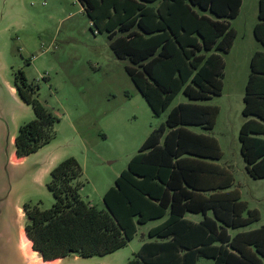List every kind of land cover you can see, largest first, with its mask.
<instances>
[{
  "label": "trees",
  "instance_id": "1",
  "mask_svg": "<svg viewBox=\"0 0 264 264\" xmlns=\"http://www.w3.org/2000/svg\"><path fill=\"white\" fill-rule=\"evenodd\" d=\"M97 31L107 32L117 58L159 116L176 94L190 100L173 106L165 122L154 128L114 185L103 194L105 209L84 201L73 181L80 175L77 160L67 157L51 170L48 188L54 203L41 209L24 203V229L31 247L44 260L70 254L105 255L124 247L139 225L164 220L149 228L151 240L123 264H262L264 224L231 235L260 220L233 186L232 172L216 162L218 140L190 126L211 130L219 113L207 100L223 88L227 53L236 37L230 19L242 0H78ZM253 33L264 46V0H258ZM19 97L35 117L15 135L16 156L24 157L50 141L58 118L36 97L35 84L22 69L15 74ZM244 117L238 138L250 176L264 178V51H255L245 83ZM211 212V215L208 214ZM200 214L199 221L186 217Z\"/></svg>",
  "mask_w": 264,
  "mask_h": 264
},
{
  "label": "rangeland",
  "instance_id": "2",
  "mask_svg": "<svg viewBox=\"0 0 264 264\" xmlns=\"http://www.w3.org/2000/svg\"><path fill=\"white\" fill-rule=\"evenodd\" d=\"M257 11L258 0H242L238 15L230 19L236 29L234 43L222 54V91L210 99L195 100L219 107L214 127H189L218 140L223 155L216 162L232 172L233 186L248 207L260 212V220L229 228L231 235L264 224V178L247 172L238 138L248 53L254 47L264 50L252 30ZM91 21L78 0H0V264H31L19 245L20 226L26 222L22 207L30 203L44 209L54 203L48 182L57 163L73 156L81 168L73 181L80 197L105 209L104 192L145 138L165 122L173 106L190 101L180 91L159 116L154 115L125 70L128 61L116 57L107 32L97 31ZM20 69L38 87L35 97L58 120L50 141L15 160L11 136L35 117L33 107L14 87ZM159 221L139 225L134 237L114 252L89 257L70 254L52 264H123L150 239L147 231ZM198 264L213 261L201 258Z\"/></svg>",
  "mask_w": 264,
  "mask_h": 264
},
{
  "label": "crops",
  "instance_id": "3",
  "mask_svg": "<svg viewBox=\"0 0 264 264\" xmlns=\"http://www.w3.org/2000/svg\"><path fill=\"white\" fill-rule=\"evenodd\" d=\"M257 13H258V11H257ZM257 20H258V18H257ZM257 22V21H256ZM255 22V23H256ZM255 23H253V25H252V30H253V28H254V25H255ZM254 34V33H253ZM256 39V38H255ZM258 41V40H257ZM259 42V41H258ZM234 43V42H233ZM260 43V42H259ZM262 45V44H261ZM263 46V45H262ZM264 47V46H263ZM259 50H262V49H260V48H258V47H254V49H252V50H250L249 51V53H248V61H249V63H250V58H251V56H252V54L255 52V51H259ZM262 51H264V50H262ZM13 91H14V88L12 87L11 88ZM242 109V108H241ZM243 116V115H242ZM243 120H244V117H243ZM243 120L241 119L240 120V125H241V123L243 122ZM15 135L16 134H13L12 135V141L14 140V138H15ZM12 158L13 159H15V160H18V159H20V158H22V157H17L16 156V154H15V149H14V151L12 152ZM24 212V211H23ZM186 217L187 218H189V219H191V220H193V221H199L200 219H201V215L200 214H192V213H188L187 215H186ZM154 220H161V221H159L157 224H159V223H161L163 220H164V217L163 218H159V219H154ZM156 224V225H157ZM261 225V224H260ZM259 225V226H260ZM153 226H155V225H153ZM258 227V226H257ZM151 228V227H150ZM149 230V229H148ZM149 240H151V239H149ZM40 259V258H39ZM57 259H59V258H57ZM57 259H54V261L55 260H57ZM129 259V258H128ZM127 259V260H128ZM201 259V258H200ZM199 259V260H200ZM199 262V261H198ZM44 263H46V262H44Z\"/></svg>",
  "mask_w": 264,
  "mask_h": 264
},
{
  "label": "water",
  "instance_id": "4",
  "mask_svg": "<svg viewBox=\"0 0 264 264\" xmlns=\"http://www.w3.org/2000/svg\"><path fill=\"white\" fill-rule=\"evenodd\" d=\"M11 141H12V136H11ZM12 142H13V143L15 142V138H14V140H13ZM22 210H23V209H22ZM1 214H2V200L0 199V216H1ZM21 232H23V233L25 234V236L27 237V235H26V233H25L24 226H23V227L20 226V236H21ZM27 238H28V237H27ZM28 239H29V238H28ZM20 240H21V239H20ZM29 240H30V239H29ZM19 245H20V243H19ZM30 245H31V244H30ZM20 248H21V245H20ZM21 249H22V248H21ZM31 250H32L34 253L32 254V256H29V255H27V254L24 252V250L22 249L24 255H25V256H28V257H30V258L32 259V260H31V261H32L31 264H52V263H53L52 261H54V260H47V261H44V260L39 256L38 252L35 251V250H33L32 247H31ZM35 253H36V255H38V256L41 258L42 262H36L35 259H38V257L34 255ZM43 262H46V263H43Z\"/></svg>",
  "mask_w": 264,
  "mask_h": 264
},
{
  "label": "bare ground",
  "instance_id": "5",
  "mask_svg": "<svg viewBox=\"0 0 264 264\" xmlns=\"http://www.w3.org/2000/svg\"><path fill=\"white\" fill-rule=\"evenodd\" d=\"M20 245H21V248L24 250V252L29 255V256H32V254L34 253L32 250H31V242L30 240L25 236V234L23 232H21V236H20ZM36 262H42L40 260H36ZM44 263V262H43Z\"/></svg>",
  "mask_w": 264,
  "mask_h": 264
}]
</instances>
